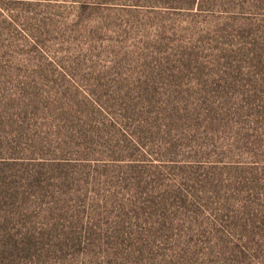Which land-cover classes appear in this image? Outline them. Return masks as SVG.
I'll return each instance as SVG.
<instances>
[{
  "label": "rangeland",
  "instance_id": "obj_1",
  "mask_svg": "<svg viewBox=\"0 0 264 264\" xmlns=\"http://www.w3.org/2000/svg\"><path fill=\"white\" fill-rule=\"evenodd\" d=\"M196 2L0 0V264H264V0Z\"/></svg>",
  "mask_w": 264,
  "mask_h": 264
},
{
  "label": "trees",
  "instance_id": "obj_2",
  "mask_svg": "<svg viewBox=\"0 0 264 264\" xmlns=\"http://www.w3.org/2000/svg\"><path fill=\"white\" fill-rule=\"evenodd\" d=\"M197 0H189V7L194 6L197 2ZM81 101L83 100L87 104V108L92 111L94 115H100L102 112H106L110 116L111 125L113 123V127L116 128V126L121 128V131H124V133L128 135L129 130L132 127L131 119L128 114V110L126 109H115L114 105L109 104V100H101V98L95 94H91L88 92H84L80 94ZM103 98L105 96H102ZM105 99V98H104ZM108 105L105 106V105ZM76 110H71V113H75ZM110 112V113H109ZM113 112V113H112ZM116 116H113V115ZM176 116L178 118H181L180 114L176 113ZM147 123V121H146ZM104 125V123H102ZM144 122L140 121L139 126H144ZM74 128L82 129L85 126L76 124L73 126ZM117 131L120 133V130L117 129ZM87 133H90L87 131ZM132 140L136 143L137 146L142 149H144L143 146L145 144H141L140 140L138 138H135V140L132 138ZM63 152V151H62ZM2 165V163H0ZM56 166V165H54ZM27 172H29L28 176L31 178L34 182L41 184L44 180V177L46 175L43 171H37L32 172V170L27 168ZM16 186V185H15ZM50 188V186H49ZM31 189V188H30ZM42 189V187H41ZM52 193V192H51ZM36 192L30 191V190H22L20 191V187H14V180L11 178L10 175H6L2 168L0 167V222H9L13 223L15 227L18 228L17 235L19 234L20 241L16 239V236L8 235V238L11 240V242H7L5 240L2 241L1 245H6L9 247L10 252L12 254H17L21 250V246L27 247L26 249H30L31 241L28 238L26 241L24 240L27 237H35L34 235H30L33 233L32 228L30 226H27L24 222H21L19 224L20 219L23 217H28V214L30 213V210H32V204L36 202ZM22 199L25 200V203L22 201ZM55 209V207H51L50 209ZM10 209V210H9ZM33 211L36 212V216H39L41 213L45 212L46 209L44 205H39L33 208ZM64 210L61 208V219H64L65 221L68 220L69 216H64ZM32 224V222H31ZM55 227H51L49 230L53 231ZM37 231V229H35ZM38 234V232H37ZM43 235V234H42Z\"/></svg>",
  "mask_w": 264,
  "mask_h": 264
}]
</instances>
